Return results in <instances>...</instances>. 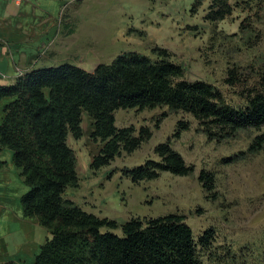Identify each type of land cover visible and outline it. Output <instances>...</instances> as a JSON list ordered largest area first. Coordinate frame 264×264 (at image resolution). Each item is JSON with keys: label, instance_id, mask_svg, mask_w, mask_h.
Returning <instances> with one entry per match:
<instances>
[{"label": "rangeland", "instance_id": "obj_1", "mask_svg": "<svg viewBox=\"0 0 264 264\" xmlns=\"http://www.w3.org/2000/svg\"><path fill=\"white\" fill-rule=\"evenodd\" d=\"M196 1L68 0L62 14L70 24L63 36L68 49L58 62L91 72L121 53L152 57L153 49H164L183 67L184 80L210 84L226 104L242 107L250 87L264 91V0H228L231 14L214 23L204 19L212 0H198L192 12ZM230 70L247 84H227ZM178 122L187 130L174 137ZM80 126L82 137L75 140L70 135L68 143L75 154L79 187L67 195H77L76 205L83 211L118 226L101 232L121 235V225L130 219L174 214L190 227L195 242L213 229L211 246H197L199 264H264V144L259 149L254 145L264 136V128L209 139L205 127L181 111L119 110L117 128L132 126L135 135L148 128L151 138L92 171L90 163L101 145L90 139L92 120L86 114ZM165 142L193 168L190 175L161 173L155 180L138 183L123 176L125 169L157 161L153 150ZM201 171L213 177L210 193L198 180Z\"/></svg>", "mask_w": 264, "mask_h": 264}, {"label": "trees", "instance_id": "obj_2", "mask_svg": "<svg viewBox=\"0 0 264 264\" xmlns=\"http://www.w3.org/2000/svg\"><path fill=\"white\" fill-rule=\"evenodd\" d=\"M196 7L198 0L191 11ZM231 12L228 0H212L204 19L214 23ZM152 54L121 53L91 72L65 63L33 70L11 86H0V100L14 98L3 109L0 148L13 152L14 167L29 188L20 200L23 215L51 234L34 264H199L197 246H211L213 229L205 230L195 242L190 227L174 214L130 219L121 225V235L101 232L118 226L64 197L67 189L79 187L76 158L67 138L82 137L83 112L92 120L91 141L101 145L90 163L92 171L108 166L121 152H134L151 138L148 128H140L137 135L132 126L117 128L119 110L181 111L204 126L209 139L264 128L263 90L250 87L244 106L234 108L212 85L184 80L183 67L172 62L166 50L156 48ZM226 83L246 85L247 81L230 70ZM185 130L187 125L178 122L174 137ZM254 143L259 149L264 136ZM153 154L157 161L125 169L123 176L138 183L155 180L161 173L186 177L193 171L168 142L158 144ZM198 180L205 192L213 191L211 174L201 171Z\"/></svg>", "mask_w": 264, "mask_h": 264}, {"label": "crops", "instance_id": "obj_3", "mask_svg": "<svg viewBox=\"0 0 264 264\" xmlns=\"http://www.w3.org/2000/svg\"><path fill=\"white\" fill-rule=\"evenodd\" d=\"M67 1L0 0V86H11L33 70L62 65L58 58L68 49L64 27L70 28L62 16ZM13 100H0V125L4 107ZM28 189L14 167L13 152L0 148V264H34L51 236L36 220L23 215L20 200ZM68 191L64 197L79 205L77 195L68 196Z\"/></svg>", "mask_w": 264, "mask_h": 264}]
</instances>
